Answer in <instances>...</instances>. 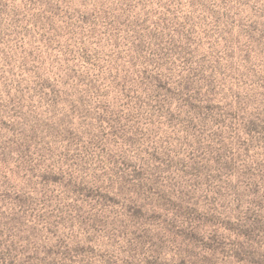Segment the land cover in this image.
Returning a JSON list of instances; mask_svg holds the SVG:
<instances>
[{"label": "rangeland", "instance_id": "obj_1", "mask_svg": "<svg viewBox=\"0 0 264 264\" xmlns=\"http://www.w3.org/2000/svg\"><path fill=\"white\" fill-rule=\"evenodd\" d=\"M0 264H264V0H0Z\"/></svg>", "mask_w": 264, "mask_h": 264}]
</instances>
